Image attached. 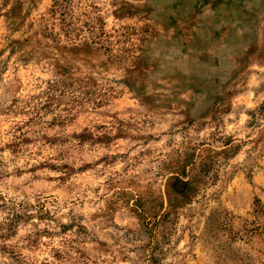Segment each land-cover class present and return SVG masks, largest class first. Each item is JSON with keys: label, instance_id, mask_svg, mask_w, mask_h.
<instances>
[{"label": "rangeland", "instance_id": "374dc122", "mask_svg": "<svg viewBox=\"0 0 264 264\" xmlns=\"http://www.w3.org/2000/svg\"><path fill=\"white\" fill-rule=\"evenodd\" d=\"M0 264H264V0H0Z\"/></svg>", "mask_w": 264, "mask_h": 264}]
</instances>
